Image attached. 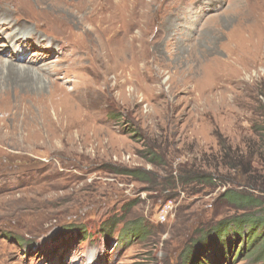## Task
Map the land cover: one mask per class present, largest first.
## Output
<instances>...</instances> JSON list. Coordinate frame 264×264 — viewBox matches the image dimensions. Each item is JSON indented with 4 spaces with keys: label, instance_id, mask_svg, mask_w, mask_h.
Listing matches in <instances>:
<instances>
[{
    "label": "rangeland",
    "instance_id": "1",
    "mask_svg": "<svg viewBox=\"0 0 264 264\" xmlns=\"http://www.w3.org/2000/svg\"><path fill=\"white\" fill-rule=\"evenodd\" d=\"M4 7L0 264H264L262 228L244 226L220 257L215 244L216 230L235 231L234 219L264 215L225 200L230 189L264 192L218 160L227 145L231 156L257 150L264 0H0ZM19 28L24 39L11 33ZM99 36L118 48L107 61L93 45ZM254 165L252 177L263 176ZM126 169L153 181L194 172L163 190ZM197 173L217 178L207 184Z\"/></svg>",
    "mask_w": 264,
    "mask_h": 264
},
{
    "label": "trees",
    "instance_id": "2",
    "mask_svg": "<svg viewBox=\"0 0 264 264\" xmlns=\"http://www.w3.org/2000/svg\"><path fill=\"white\" fill-rule=\"evenodd\" d=\"M261 116L264 117V106H262L261 109ZM263 125H260V128L256 131L257 135V140H252L251 142H254L252 146H255L257 150L252 151L251 145L249 146L250 150L248 151L249 155L246 153V158H244L243 153L241 155H235L231 156V150L232 147L230 145H227V147H224L219 151L220 157L218 158L219 162L223 164V166H227L228 168H233L237 169L240 171L238 178H240V182L246 184V186L250 187L251 189H258L262 190L264 192V183L261 184L260 179L264 178L263 176H260L259 178H254L252 177V170H256L255 165L256 164L258 167H261L264 169V120H262ZM258 141V142H257ZM152 157L158 160H161V153H156L153 149H149L148 151ZM193 168V166H192ZM126 173H129L131 175H135V177L141 181L145 182L148 184H155L156 187H159L160 189H170L174 188L177 183L179 184H186L187 182L191 181L188 178V175L193 174L194 170H183V176L182 178L178 181L176 180L175 177H170V178H163V177H157L153 181L152 179V174L149 171H140L137 169H129V170H123ZM190 171V172H189ZM156 175V174H155ZM247 175V176H246ZM199 179H202L203 182H207V184H212L213 180H215L217 177L211 174H198L195 176ZM245 178V179H244ZM264 180V179H263ZM168 190H165L164 193H168ZM225 200H227L230 204L235 205L241 209H246L249 208L253 209L255 207H262L264 209V199H261L260 197L254 196L252 194H243L240 192H237L233 189H230L225 192L224 194ZM261 209V210H263ZM249 211L248 213H250ZM246 217L243 219H234L232 221V225H235V231L231 232L230 228H228V224L225 226L224 229H219L222 232V241H218L217 239L219 238L221 232L220 231H215V235L217 234V237L215 239V244L218 245L219 250L217 252V257H220V254H225L226 250H230L231 248H234L235 240L241 235L242 233V228L244 226L249 225L251 228H262L264 231V215H261L259 217H254V215H245ZM220 227L224 225L223 222L220 223ZM223 224V225H222ZM230 224V225H231ZM82 229L78 230V234L82 232V238L85 237L86 231H87V226H81ZM136 229V228H135ZM140 229V228H139ZM229 229L228 232H226ZM82 230V231H81ZM138 230V228H137ZM135 234V231L133 232ZM140 234V233H139ZM211 236L210 238H214ZM241 237V236H240ZM256 238H253L251 241V245L255 242H253ZM262 243V244H261ZM259 243L261 244L260 246V251L261 255L264 256V236L262 239V242ZM202 245L203 243H199ZM207 243H205L206 245ZM204 245V244H203ZM217 247V246H215ZM240 254V252H239ZM202 260V259H201ZM203 261V260H202ZM211 262V259L208 260ZM207 264V262H205Z\"/></svg>",
    "mask_w": 264,
    "mask_h": 264
},
{
    "label": "bare ground",
    "instance_id": "3",
    "mask_svg": "<svg viewBox=\"0 0 264 264\" xmlns=\"http://www.w3.org/2000/svg\"><path fill=\"white\" fill-rule=\"evenodd\" d=\"M5 9V7L3 8V9H0V11H2V13H3V10ZM16 16H17V14H16ZM3 25H5V29H8V30H11L13 27H14V23H7V25H6V23H4ZM93 31H95L94 29H93ZM11 33H13V35H14V37H17V35H21L22 36V38L21 39H24V37H25V32L24 31H22L20 28L19 29H17L16 31H12ZM93 45L96 47V49H97V52L99 53V56L101 57V58H103L105 61H107L108 60V56H109V53L110 52H112V53H114L115 55H117L116 54V52H117V46H115V45H113V44H111L109 41H105L104 39H101V36H99V39H97V40H94L93 39ZM59 50V49H58ZM236 51V50H235ZM235 53V52H234ZM241 53V52H240ZM243 53H245V52H242V54H239L240 55V62H242V65L244 66V65H246V64H249L248 62H245V60H246V58L244 57V54ZM237 54V53H236ZM235 54V55H236ZM247 54V53H246ZM17 55H19V53L17 54ZM17 55H15V56H17ZM238 55V54H237ZM24 56V55H23ZM236 60H237V58H236ZM26 64H28L29 63V60H26ZM238 62V61H237ZM8 63V62H7ZM10 63V62H9ZM239 63V62H238ZM16 66H12V68H15ZM26 67H20V68H18V69H20V70H24ZM242 68V67H241ZM17 69V68H16ZM80 90V89H79ZM86 92V91H85ZM84 92V90H83V92H82V96L83 97H85L86 96V93Z\"/></svg>",
    "mask_w": 264,
    "mask_h": 264
}]
</instances>
